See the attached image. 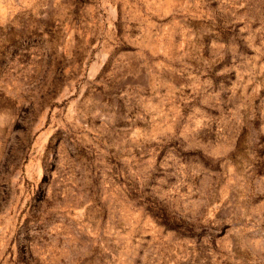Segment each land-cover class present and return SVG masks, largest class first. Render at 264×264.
I'll return each instance as SVG.
<instances>
[{
  "label": "rangeland",
  "instance_id": "obj_1",
  "mask_svg": "<svg viewBox=\"0 0 264 264\" xmlns=\"http://www.w3.org/2000/svg\"><path fill=\"white\" fill-rule=\"evenodd\" d=\"M0 264H264V0H0Z\"/></svg>",
  "mask_w": 264,
  "mask_h": 264
}]
</instances>
